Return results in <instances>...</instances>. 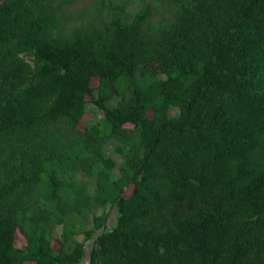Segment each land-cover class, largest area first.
Returning a JSON list of instances; mask_svg holds the SVG:
<instances>
[{
	"label": "trees",
	"instance_id": "trees-1",
	"mask_svg": "<svg viewBox=\"0 0 264 264\" xmlns=\"http://www.w3.org/2000/svg\"><path fill=\"white\" fill-rule=\"evenodd\" d=\"M71 1L0 0V264H264V0Z\"/></svg>",
	"mask_w": 264,
	"mask_h": 264
},
{
	"label": "rangeland",
	"instance_id": "rangeland-1",
	"mask_svg": "<svg viewBox=\"0 0 264 264\" xmlns=\"http://www.w3.org/2000/svg\"><path fill=\"white\" fill-rule=\"evenodd\" d=\"M149 2L151 6L154 7L153 17L151 20V26L154 28L161 27L163 24L168 22L171 18V10L173 8L174 0H72L66 4V7L61 11L60 22L62 26L68 27L73 23L83 21L89 16H104L107 11L108 4H122V18L124 20H129L133 14L141 7L142 4ZM91 85L95 86L97 84V78H91ZM175 113L174 109L170 110V114ZM103 116L102 109L98 108L94 103H91L89 96H86L85 112L82 115L79 127L83 128L86 124L91 121H101ZM116 145L115 140L109 138L106 139L103 144V150L106 155L112 156L118 163L120 156L114 151ZM115 171V170H114ZM115 174V172L113 173ZM130 188L127 189L129 191ZM109 210V214L106 220V226H110L115 219V209L110 208L105 205L103 207L93 208L89 211L88 215L91 217L94 214H99L103 211ZM85 226H91V222H85ZM59 228L55 230V235H57ZM97 232V231H96ZM77 239L82 238V234L76 236ZM53 244L57 243V237L52 239ZM14 243L16 245H25V239L20 228H16L14 235ZM91 245V241H86L84 244V256L78 264H86L88 260V252Z\"/></svg>",
	"mask_w": 264,
	"mask_h": 264
}]
</instances>
